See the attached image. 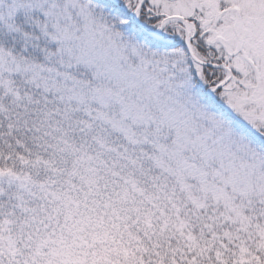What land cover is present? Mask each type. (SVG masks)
I'll return each instance as SVG.
<instances>
[{
    "label": "snow or ice",
    "instance_id": "obj_1",
    "mask_svg": "<svg viewBox=\"0 0 264 264\" xmlns=\"http://www.w3.org/2000/svg\"><path fill=\"white\" fill-rule=\"evenodd\" d=\"M0 264H264V0H0Z\"/></svg>",
    "mask_w": 264,
    "mask_h": 264
}]
</instances>
